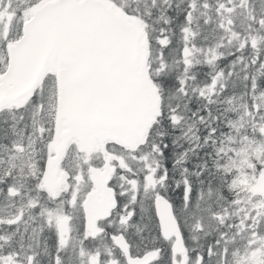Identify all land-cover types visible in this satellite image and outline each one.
<instances>
[{
  "label": "snow or ice",
  "instance_id": "obj_1",
  "mask_svg": "<svg viewBox=\"0 0 264 264\" xmlns=\"http://www.w3.org/2000/svg\"><path fill=\"white\" fill-rule=\"evenodd\" d=\"M80 2L81 0H55L54 3L47 0H0V26L4 22V14L14 12L21 18L17 26V38L20 43H26L28 37L21 32L25 9L40 5L39 13L31 18V23L38 28L50 11L72 9L79 6ZM146 3L149 7L139 10V14L145 27H152V41L159 49V58L151 65L154 75L150 79L154 84L162 83L160 115L149 129L145 143L147 151L159 167L151 170L153 175L148 184L138 188L134 197L130 198L124 191L117 193L119 200L106 220L105 230L109 232L110 239L120 236L127 242L123 230L116 229L112 223V216L119 223L134 224L140 220L145 221V227L151 235V247L147 243L137 245L138 249L143 247L144 252H138L136 258L143 259L147 253L154 252L156 255L151 264H248L256 253H264V196L240 185L242 177H247L251 185L264 176V148L257 147L264 145V55L246 56L243 51L245 45L241 43L227 56L223 53L219 56L213 53L211 58L206 56V63L203 65L199 62L193 65L187 59L181 64L178 60V71L173 76L170 74L166 56L172 45L169 33L173 31V20L169 14L178 4L172 0H146ZM220 7L224 5L221 4ZM125 13L136 14L131 9H125ZM191 16L189 5V10L184 12L183 17H177L176 20L187 21ZM207 23L206 20L205 24ZM261 24L264 25V20H261ZM180 31L187 32L188 29L181 27ZM11 36L10 29L9 36L0 42V64H7ZM180 52L182 57L190 55L186 43L181 46ZM221 58L227 62L222 63L215 71L208 67L213 60L219 61ZM190 67L203 68L207 78L208 83L201 87L199 97L193 95L197 90L195 87L189 89L187 74ZM3 72L4 69L0 68V75ZM220 78H223V82ZM234 78L241 80L240 92L235 91ZM191 79L195 81L197 75L193 73ZM203 87H208L210 92L219 87L220 91L216 96L224 99L204 100L201 104L193 105V99L203 98ZM234 98L240 100L239 109L233 108L229 112L222 105L231 104ZM49 99L50 97L45 96L41 83L39 89L33 90L27 101L15 110L13 120L16 124H13V133H16L17 125H24L31 120V117L25 115L27 111L34 112L36 116L41 115ZM185 121L194 133L191 139L186 136L188 129L180 127ZM7 124V119L0 120V139H11L5 127ZM21 131L25 129L22 128ZM15 159V156H11V160ZM3 163V153H0V164ZM244 164L248 166L245 168ZM133 172L136 170L133 169ZM146 174L145 172L143 175ZM11 179L9 169L4 173V180L0 181V195L18 198L21 192L19 189L13 191L8 183ZM32 179L39 182L42 175L33 176ZM28 193H35L36 199L29 201L31 212L24 217L23 230L18 228L21 216H15L6 225L0 221V233L6 226L9 231L16 229L15 234L21 237L20 244L13 242L9 251L0 252V264H7L12 255L17 257V264H38V253L34 250L25 252L22 256L24 236L29 231L33 234L39 232L43 236L45 232L53 230L54 222L58 246L49 264H62L68 247L67 233L72 231L69 225L73 217L67 211L69 205L61 206L59 195L49 199L41 187L29 189ZM205 197L207 203L202 208L201 201ZM158 201L166 202L172 209V217L183 243L182 252H174V237L169 240L162 234L161 214L157 211ZM201 212H207L208 219L212 222L208 230H205L203 217L198 216ZM61 219L66 221L63 226L59 223ZM190 219H197L198 223L190 226ZM193 227L196 231L204 232L207 243L190 242L189 231ZM61 231L65 234L64 239H61ZM4 239L0 234V241ZM88 239L90 237H83L81 244ZM241 249L243 255L235 260L234 257L240 254ZM81 264H84L83 260ZM260 264H264V258H261Z\"/></svg>",
  "mask_w": 264,
  "mask_h": 264
},
{
  "label": "rangeland",
  "instance_id": "obj_2",
  "mask_svg": "<svg viewBox=\"0 0 264 264\" xmlns=\"http://www.w3.org/2000/svg\"><path fill=\"white\" fill-rule=\"evenodd\" d=\"M230 3L231 2H229V0H227V4L228 5L224 4V7H221V10L218 11L219 15L221 16V20H222V22H221V24L223 25L222 28L223 29H227V31L230 32L227 35L228 41H237V40H241V39L243 41H245L246 36L250 35V34L246 35L247 30H246V27H245V18L248 15L247 13L249 11V8L246 7L241 2H237L236 6L233 5V4H230ZM146 7H149V6L147 4H145L141 9H145ZM236 7L238 9H236ZM13 13L14 12H11V11L5 13L4 16H3L4 22H6L9 25L12 24V22L14 20L13 19ZM235 25H237V31L234 29ZM210 33H211V31H210ZM210 38L214 39L212 34L210 35ZM223 48H228V47L223 46ZM244 49H246V47ZM250 52H252L254 56L257 55L253 51H250ZM215 54L217 56H219L221 54V52L219 51L218 53H215ZM0 55H1V53H0ZM189 56L190 55L184 56V59H187L189 61ZM193 105H196V104H193ZM43 119H44V121H47V118L44 117ZM27 126L29 128H32V127L35 126V122L33 120H30L29 122H27ZM30 136H31L30 130H28V131H26L24 133L22 139L23 140L24 139H28V138H30ZM106 149L109 150V152H111V153H116V154H119V155L121 154V152H119L115 147H113L111 145H106ZM26 162L27 161H19L17 163V166H19V167L27 166V168H34V169H37L39 167L38 164H33V165L27 164L26 165ZM12 165L16 166V159L12 160L11 163H9L7 165V169H6L5 172L9 171V169H11V171H13L15 169V167L13 168ZM137 167H138V169H140V167L138 165H137ZM60 172L64 173V174L68 173L69 175L71 173L70 170L68 168H65L64 166H61ZM30 175H31V173H30ZM31 176L33 177V175H31ZM79 176L82 177V174L79 173ZM18 178H20V177H18ZM3 179H1V181ZM22 179L23 178H20V180H22ZM35 182H37V181H35ZM148 182L149 181L147 179L146 180V184H148ZM247 182H248L247 180L243 181L244 184H247ZM9 184L12 185V184H15V183L10 180ZM20 185H21L20 187L16 186L14 189L12 188L13 191H15L17 189L20 190L21 194L19 195V197H22L24 195V196L32 197V198L36 199V194L35 193H28L29 189H33V183L32 182H30V181H21ZM261 196H264V195H261ZM12 205H16V204L12 203ZM7 207H8V202L0 204V208H7ZM20 209H21V206H20ZM134 232H135V238L132 239V241L134 242V247H137V245H143L146 242H148V244L150 243L151 235H150L149 229H146V227H145V221L140 220V222L137 225V227L134 230ZM50 239H51V237H49L48 235H45L44 239H41V242H40L39 245L38 244H34V248L37 251L45 250L46 247H50L51 248L52 244L50 242ZM242 255H243V250L240 252L239 255L234 257V259L235 260H239ZM254 259L258 260L259 258H254ZM250 260H252V259H250ZM250 260L248 261V264H250Z\"/></svg>",
  "mask_w": 264,
  "mask_h": 264
},
{
  "label": "trees",
  "instance_id": "obj_3",
  "mask_svg": "<svg viewBox=\"0 0 264 264\" xmlns=\"http://www.w3.org/2000/svg\"><path fill=\"white\" fill-rule=\"evenodd\" d=\"M172 2L178 4V7H176V8L179 9V11H180V13L182 15V9L184 8V2H180V0H172ZM173 8H175V7H173ZM179 11L177 9H174L172 11V14H171V17L174 20L175 24L178 23L176 18L177 17H181ZM199 34H200L199 37H193L194 44L197 46V48L203 50L204 52H206V53H208V54H210L212 56L213 53H214L215 41H214V39L210 38L211 33H210L209 26L207 24H202L200 26V28H199ZM179 35H180V33H177V35L176 34L173 35V37H172V45L170 46V48L168 50V55L171 57L169 59V71H170V74L173 75V76L178 71L177 60H178V54H179V51H180V48H181L180 44L178 42V38H177ZM232 50L233 49H228V48H223L222 47L219 51L221 53H223L224 56H227V54L230 51H232ZM243 51H244L246 56H249V55L254 56L252 52H250V51H248L246 49H244ZM219 61L220 62L218 63V66H220L222 63H226L227 62V61L223 60V58H221V60H219ZM216 68H215V70H216ZM193 73H195L197 75V79L195 81H193L191 79V75ZM187 79H188V83H189V89L191 90L194 87L197 89L196 92L193 93V95H195L196 97H197L198 93H200L201 87L208 83L207 82V78L204 75V69L203 68H199V69L194 68V70L192 72L187 74ZM205 89H206V87H203L202 91H204ZM220 99H224V98H220ZM197 102H198V99H193L192 100V104L197 103ZM222 106L225 109H227L226 103L223 104ZM5 127H6V125H5ZM7 132H9L8 128H7ZM202 201H204L205 204H206L207 203V198L205 197V200H202ZM195 222H196V220L190 219V221H189L190 226H195ZM207 224L210 225V221H207ZM193 228H192V230H193ZM192 230H190V232H189L190 242L192 244L207 243V238L205 237L203 231H200L199 233H195V232H192Z\"/></svg>",
  "mask_w": 264,
  "mask_h": 264
},
{
  "label": "flooded vegetation",
  "instance_id": "obj_4",
  "mask_svg": "<svg viewBox=\"0 0 264 264\" xmlns=\"http://www.w3.org/2000/svg\"><path fill=\"white\" fill-rule=\"evenodd\" d=\"M73 220L76 223H78L79 222V217L74 214L73 215ZM37 252L39 253L38 254L39 260L38 261H41L43 255L40 254V253H42L43 250L37 251ZM138 252L140 253V251H137L135 253L136 255L133 254V253H132V255L133 256H137L138 255ZM118 253L119 252L116 249H114L113 247H106L105 248L103 246V244L93 243L92 244V247H91V250L86 253L85 257L82 258L81 261L83 260L84 264H106L105 257H113V256H115ZM81 261H80L79 264H81ZM117 261H118V258H117ZM65 263L72 264V262H67V261H65ZM44 264H49V263H44ZM111 264H114V263L111 261Z\"/></svg>",
  "mask_w": 264,
  "mask_h": 264
},
{
  "label": "bare ground",
  "instance_id": "obj_5",
  "mask_svg": "<svg viewBox=\"0 0 264 264\" xmlns=\"http://www.w3.org/2000/svg\"><path fill=\"white\" fill-rule=\"evenodd\" d=\"M234 50V49H233ZM215 198V197H214ZM61 221H63V222H65V219H61ZM210 226H212V222L210 221ZM133 238H135V232L134 231H131V232H129V234H128V240H129V242H130V244H131V246H132V249L134 250V251H138V250H143L144 248L143 247H140L139 249L137 248V247H134V242L132 241V239ZM51 240H52V237H51V239H50V242H51ZM40 242H41V240H39V242L38 243H36V244H40ZM147 244H148V242H146ZM149 245V244H148ZM114 248V247H113ZM115 249V248H114ZM117 250V249H116ZM44 251V250H43ZM118 251V250H117ZM119 252V251H118ZM49 258H46L44 255L42 256V259H41V261H38V264H44V263H49ZM140 263H142V264H144L145 263V261L143 260V259H141L140 260Z\"/></svg>",
  "mask_w": 264,
  "mask_h": 264
},
{
  "label": "water",
  "instance_id": "obj_6",
  "mask_svg": "<svg viewBox=\"0 0 264 264\" xmlns=\"http://www.w3.org/2000/svg\"><path fill=\"white\" fill-rule=\"evenodd\" d=\"M75 20H76V22H77L78 24H80L79 27L82 26V28H83V27L88 28V27L86 26V24L88 23V20H87L86 22H83V21H81L80 19H75ZM84 24H85V25H84Z\"/></svg>",
  "mask_w": 264,
  "mask_h": 264
}]
</instances>
